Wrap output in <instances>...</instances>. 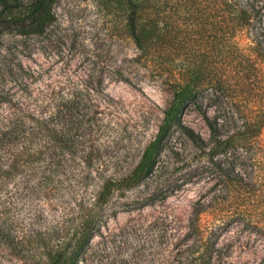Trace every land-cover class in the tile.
<instances>
[{
	"label": "trees",
	"instance_id": "1",
	"mask_svg": "<svg viewBox=\"0 0 264 264\" xmlns=\"http://www.w3.org/2000/svg\"><path fill=\"white\" fill-rule=\"evenodd\" d=\"M120 24L141 45L173 88V98L153 140L134 167L105 173L92 138L96 123L72 93L38 116L17 114L0 125V189L24 174L48 205L52 192L62 215L50 231L18 235L10 208H0V239L31 264H81L112 214V197L154 174L173 128L198 147L200 161L217 173L221 188L202 194L189 221L190 234H208L187 264H207L216 238L240 221L264 232V21L251 0H112ZM55 0H0V34L41 33L54 19ZM158 9L165 12L157 15ZM253 29L252 36L246 31ZM202 113L210 139L185 126L189 105ZM92 134V135H91ZM23 142L18 146V142ZM7 147V148H6ZM6 148V149H5ZM92 179L98 184L91 188ZM95 182V183H96ZM80 185L82 193L79 192ZM95 185V184H94ZM211 215L203 222V215Z\"/></svg>",
	"mask_w": 264,
	"mask_h": 264
},
{
	"label": "rangeland",
	"instance_id": "2",
	"mask_svg": "<svg viewBox=\"0 0 264 264\" xmlns=\"http://www.w3.org/2000/svg\"><path fill=\"white\" fill-rule=\"evenodd\" d=\"M251 2L264 21V0ZM117 7L112 0H55L54 19L43 32L0 34V125L16 114L43 115L76 93L96 122L91 135L103 170L121 175L155 138L173 88L125 32ZM164 13L158 9L157 15ZM252 31L245 35L252 36ZM182 121L210 139V127L195 105L185 109ZM171 133L157 171L112 197V214L81 264H187L188 255L203 247L209 235L190 234L189 221L197 199L221 185L215 184L216 171L200 161L198 147L184 130L175 127ZM95 182L89 184L93 189ZM68 189L52 192L48 205L35 181L28 185L19 174L0 189V208H10L18 235L45 234L58 224L60 198ZM210 218L204 214L203 222ZM30 261L29 255L0 239V264ZM207 264H264V232L235 222L216 238Z\"/></svg>",
	"mask_w": 264,
	"mask_h": 264
}]
</instances>
